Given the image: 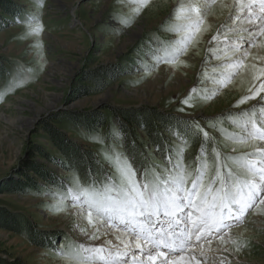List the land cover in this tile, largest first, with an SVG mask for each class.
Listing matches in <instances>:
<instances>
[{
  "label": "rangeland",
  "instance_id": "374dc122",
  "mask_svg": "<svg viewBox=\"0 0 264 264\" xmlns=\"http://www.w3.org/2000/svg\"><path fill=\"white\" fill-rule=\"evenodd\" d=\"M179 2L150 0L138 16H132L130 0H43L42 7L39 0H0V215L30 224L20 227L23 233L0 225V258L23 264H66L57 256V248L79 242L119 243L116 230L102 221L96 225L100 239L88 240L80 229L91 232L93 225L79 215L68 192L78 183L87 187L95 180L99 185L106 172L115 177L109 158L117 153L129 158L138 180L142 172L149 178L153 172L163 174L170 167L166 157L175 159L179 153L194 176L204 145L211 179L213 147L225 154H242L260 146L259 141L233 142L220 129L240 133L232 118L239 119L238 113L264 96L262 90L256 99L238 105L264 82L260 74L264 37H258L254 46L241 41V50L231 55L242 57L243 67L213 96L218 86L212 77L219 78L221 61L209 52L210 46H217L210 45L211 38L224 24L235 29L248 26L243 18L234 20L235 0H216L205 11L201 32L187 52L175 64L158 62L165 45L178 38L170 28L176 23ZM29 17L43 25L38 35H28ZM118 17H128L131 23L124 26ZM123 113L136 121H126ZM197 123L212 140L203 137ZM49 125L97 162V168L85 177L72 170ZM150 129L160 147L149 137ZM35 167L52 181L41 177ZM61 198L64 210L58 212L54 206ZM225 231L230 234L224 242L219 234L210 244L194 241L193 254L185 255H194L201 264H221V259L224 264H264V213L249 211ZM201 244L213 260L199 255Z\"/></svg>",
  "mask_w": 264,
  "mask_h": 264
},
{
  "label": "snow or ice",
  "instance_id": "6c2138e0",
  "mask_svg": "<svg viewBox=\"0 0 264 264\" xmlns=\"http://www.w3.org/2000/svg\"><path fill=\"white\" fill-rule=\"evenodd\" d=\"M39 2L42 7L43 0ZM130 2L134 5L132 16H138L150 0ZM215 2L180 0L175 8L176 23L170 28L178 38L165 45L164 56L157 57L158 62L175 64L187 52L201 32L205 11ZM235 7L234 20L243 18L248 28L235 29L224 24L212 36L210 45L216 42L217 46H210L209 52L221 61L219 78L212 77V82L218 86L213 96L243 67V58L231 55L241 50V41L254 46L258 37H264V0H235ZM117 19L124 26L131 23L128 17ZM27 26L28 35L43 31V25L34 17H29ZM241 32H246L247 36H242ZM243 55L246 56L247 51ZM216 71L213 68V72ZM260 74L264 75V68L260 69ZM262 90L264 82L258 90H250L251 95L241 98L238 105L256 99ZM184 103L187 104L188 100ZM237 115L239 119L232 118L231 122L240 133L228 134L226 130H220L233 142L259 141L260 146L253 152L242 154H225L213 147L215 175L211 179L208 178L207 151L201 145L194 176L183 164L182 153H179L175 159L166 157L170 167L163 174L153 172L149 178L146 172H142L143 178L138 180L137 170L129 158L117 153L109 158V167L115 169V177L106 172L99 185L93 180L87 187L78 183L76 189L69 188L73 207L88 224L93 225L91 232L80 229L87 239H100V229L96 225L102 221L105 226L110 225L116 230L115 238L119 243L114 244L111 240L101 244L73 243L67 249L57 248V256L66 264H201L194 255H185L191 254L196 246L194 241L204 240L210 244L211 239L219 234V240L224 242L223 233L233 222L241 221L249 211L264 213V207H261L264 206V96H259L252 108ZM195 127L203 137L213 139L198 123ZM54 207L58 212L63 211V198ZM232 243L237 242L233 240ZM199 255L213 260L203 244L199 246ZM221 264H224L223 259Z\"/></svg>",
  "mask_w": 264,
  "mask_h": 264
},
{
  "label": "trees",
  "instance_id": "16d2710c",
  "mask_svg": "<svg viewBox=\"0 0 264 264\" xmlns=\"http://www.w3.org/2000/svg\"><path fill=\"white\" fill-rule=\"evenodd\" d=\"M90 79V78H88ZM92 79V78H91ZM88 93V92H87ZM124 117L126 119V121L132 123L133 121H136L134 116H130L124 114ZM52 121H59V117H53L51 118ZM60 122V121H59ZM52 124V123H51ZM48 125V124H47ZM153 129V128H151ZM147 130L149 137L152 138L153 143H155V145L157 147H160V141H157L156 139H154L153 137V132L152 130ZM51 134L53 135V141L56 144V146L58 147V149L61 151L62 155L66 158L65 163L69 162L70 164V168L76 172H78L81 177H85L87 174H89L91 172V170H93L94 168L96 169L98 166V163L95 162L94 160L91 161V159H88L87 156L83 153H81L74 145L73 143L69 142L68 140H65L64 138H62V134L59 132V130L57 128H55L54 126H50L49 125V129H48ZM161 147H163L161 145ZM164 149V147H163ZM135 158V157H134ZM62 165L64 164L63 161H59ZM137 162V161H136ZM35 172H37L41 177H43L44 179H47L48 181H52L50 178H48L47 174L43 173L42 171L38 170V168H34ZM25 185V184H23ZM0 225H3L4 227H7L8 229L15 231L17 233H23L22 229H20V227H23L24 225L26 227L30 228V224L28 222H26L25 220L18 222L15 219V216H7L5 218H2V216L0 215ZM7 223V224H6ZM0 264H23L21 260L16 259L13 262H8V260L6 259H2L0 258Z\"/></svg>",
  "mask_w": 264,
  "mask_h": 264
},
{
  "label": "bare ground",
  "instance_id": "6f19581e",
  "mask_svg": "<svg viewBox=\"0 0 264 264\" xmlns=\"http://www.w3.org/2000/svg\"><path fill=\"white\" fill-rule=\"evenodd\" d=\"M241 22L242 23H245V26L247 27L248 25H247V23L246 22H244V20H241ZM261 50L263 51V48L261 47ZM106 97H108L107 95L105 96V98ZM38 117V115H36L34 118L36 119ZM224 236H226V237H228V235L230 234L228 231H225L224 233ZM134 243V242H133ZM192 253V252H191ZM193 254V253H192ZM225 256V255H224ZM193 264H194V262H193Z\"/></svg>",
  "mask_w": 264,
  "mask_h": 264
}]
</instances>
